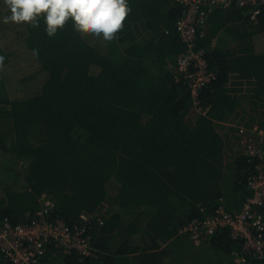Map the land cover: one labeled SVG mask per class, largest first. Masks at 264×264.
Here are the masks:
<instances>
[{"label":"trees","instance_id":"obj_1","mask_svg":"<svg viewBox=\"0 0 264 264\" xmlns=\"http://www.w3.org/2000/svg\"><path fill=\"white\" fill-rule=\"evenodd\" d=\"M128 3L123 28L105 45L71 17L53 36L42 17L35 24L5 23L11 13L0 0V36L9 27L12 42L34 65L9 76L5 70L17 52L9 49L11 40L0 42V217L29 222L43 193L55 204L53 216L71 225L81 213L111 204L104 224L90 230L100 259L51 253V261L171 264L167 243L180 226L214 215L221 203L240 210L250 195L245 182L255 161L231 146L233 128L224 136L219 126L244 103L264 126V5L256 20L247 6L210 12L197 42L216 73L199 94L209 107L205 117L192 114L191 89L177 69L186 51L176 26L182 6ZM228 157L233 161L226 166ZM22 162L27 166L19 180ZM198 243L224 256L213 264H234L240 249L227 228ZM247 264H264V258Z\"/></svg>","mask_w":264,"mask_h":264},{"label":"built area","instance_id":"obj_2","mask_svg":"<svg viewBox=\"0 0 264 264\" xmlns=\"http://www.w3.org/2000/svg\"><path fill=\"white\" fill-rule=\"evenodd\" d=\"M183 8L176 26L186 51L177 59L178 72L183 84L191 89L194 110L207 115L209 107L200 99V91L208 86L216 73L210 69L203 49L197 48L198 39L207 30L208 17L215 8L228 9L236 5L251 7V19L256 20L264 0H173ZM178 81L181 79H177ZM234 130L229 133L231 146L240 149L255 161V170L246 178L245 187L250 195L240 210H228L221 203L214 215L195 217L179 227L178 233L187 232L199 242L218 228H227L232 237L240 242L234 264H247L251 258H264V126L234 121L225 123ZM41 207L27 223H12L8 217H0V264H62L54 257L75 253L79 259L98 260L102 257L90 233L95 223L104 224L109 203L93 212H83L75 224H68L61 216H53L55 206L45 193L40 197Z\"/></svg>","mask_w":264,"mask_h":264},{"label":"clouds","instance_id":"obj_3","mask_svg":"<svg viewBox=\"0 0 264 264\" xmlns=\"http://www.w3.org/2000/svg\"><path fill=\"white\" fill-rule=\"evenodd\" d=\"M5 3L11 13L3 18L5 23L11 21L35 24L42 17L46 33L53 36L66 19L71 17L78 29L102 36L108 41L114 39L115 34L123 28V22L131 12L128 0H5ZM208 114L209 111L205 117ZM234 121L242 122L235 116L229 121L220 122V132L224 130L221 135L225 136V133L230 132L225 123Z\"/></svg>","mask_w":264,"mask_h":264},{"label":"rangeland","instance_id":"obj_4","mask_svg":"<svg viewBox=\"0 0 264 264\" xmlns=\"http://www.w3.org/2000/svg\"><path fill=\"white\" fill-rule=\"evenodd\" d=\"M2 6H4V9H6L8 11V7L7 4L5 3V0H2ZM14 25L16 24L15 22L13 23ZM3 34L5 36H0V42L2 43H8V40L11 42L14 40V35L12 33V30L9 27H6L3 31ZM260 38V37H259ZM258 37L256 38V42L257 45H261V40ZM102 44H107L108 40H104L102 37L100 39ZM12 44L14 45L13 47L9 46V49L13 50L14 52L16 51V57H14L12 59L13 63L12 65H9L7 67V69L5 70L6 72L9 73V76H13L16 72L20 71H27V70H31L32 67L34 68L33 62H31V59H29L30 62H27V56L28 54L26 53H22L24 51H26L21 45L15 44L14 42H12ZM234 43L230 42L229 46H232ZM15 81L13 80L12 83H14ZM34 84L36 83H31L30 86L28 87V89L25 88V91L29 92L34 88ZM21 93H23L21 91ZM193 111V110H192ZM239 114L237 116H235L236 119L245 122L246 124H251L254 123L255 121H257L258 117H253V113L252 110L250 108V106L248 105V103H244L240 109H239ZM193 115H195L196 113L193 111L192 112ZM254 119V121L252 122L251 120ZM250 122V123H248ZM256 123V122H255ZM222 134L224 132V130L221 131ZM227 150V147H226ZM233 159H231L230 157L227 158V160L225 161V165L228 166L229 162L232 163ZM27 166L26 162H22L20 164V173H18L19 176V180L20 179H24V170L25 167ZM232 167H230L231 169ZM229 169V170H230ZM118 185V183H117ZM18 186V185H17ZM229 187V186H227ZM116 192V190H115ZM111 206V204H110ZM184 207L179 208V210H183ZM196 244H199L198 242H196L191 236L190 234H188L187 232H183V233H177L173 238H171L167 245L169 246V248L171 249L170 251H172V253L174 254L175 259H173L171 261V264H195L194 261H192L191 258H197L196 260H199V264H213L215 262H219L220 260H224V256L219 254L218 252H214V251H208L206 253L205 249H201L198 248ZM181 256V257H180Z\"/></svg>","mask_w":264,"mask_h":264}]
</instances>
